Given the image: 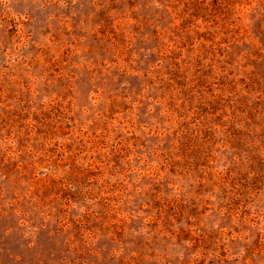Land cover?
<instances>
[{"label": "rangeland", "instance_id": "374dc122", "mask_svg": "<svg viewBox=\"0 0 264 264\" xmlns=\"http://www.w3.org/2000/svg\"><path fill=\"white\" fill-rule=\"evenodd\" d=\"M0 264H264V0H0Z\"/></svg>", "mask_w": 264, "mask_h": 264}]
</instances>
